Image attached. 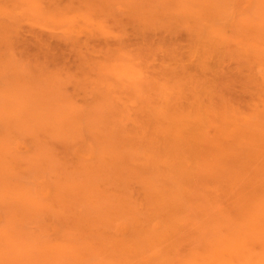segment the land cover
<instances>
[{
    "label": "rangeland",
    "instance_id": "rangeland-1",
    "mask_svg": "<svg viewBox=\"0 0 264 264\" xmlns=\"http://www.w3.org/2000/svg\"><path fill=\"white\" fill-rule=\"evenodd\" d=\"M0 264H264V0H0Z\"/></svg>",
    "mask_w": 264,
    "mask_h": 264
}]
</instances>
